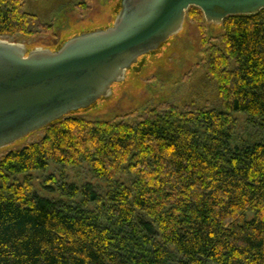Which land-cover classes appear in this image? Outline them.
<instances>
[{
  "label": "trees",
  "instance_id": "16d2710c",
  "mask_svg": "<svg viewBox=\"0 0 264 264\" xmlns=\"http://www.w3.org/2000/svg\"><path fill=\"white\" fill-rule=\"evenodd\" d=\"M214 26L201 62L218 109L164 103L132 123L80 112L0 157V264H264V10ZM36 29L24 0H0V40ZM51 165H85L104 188L51 177L39 195L32 174Z\"/></svg>",
  "mask_w": 264,
  "mask_h": 264
},
{
  "label": "water",
  "instance_id": "95a60500",
  "mask_svg": "<svg viewBox=\"0 0 264 264\" xmlns=\"http://www.w3.org/2000/svg\"><path fill=\"white\" fill-rule=\"evenodd\" d=\"M208 24L256 15L264 0H121L114 23L55 50L0 40V149L110 97L139 59L156 54L190 8Z\"/></svg>",
  "mask_w": 264,
  "mask_h": 264
},
{
  "label": "rangeland",
  "instance_id": "374dc122",
  "mask_svg": "<svg viewBox=\"0 0 264 264\" xmlns=\"http://www.w3.org/2000/svg\"><path fill=\"white\" fill-rule=\"evenodd\" d=\"M120 1L24 0L25 12L36 16L42 29H36L35 33L22 39H15L18 42L13 39L4 41L23 45L27 52L34 49L53 51L63 41L78 34L111 26L115 21ZM199 16L203 17L202 12L200 15L190 8L178 34L170 38L156 54L139 59L137 64L126 72L124 80L112 87L108 99L99 101L78 116L90 121L126 118L127 122L132 123L144 112L164 103L178 108L193 105L218 109L217 87L214 81L206 76L202 66L201 43L204 39L210 44H219L217 38L223 34V30L202 23ZM235 117L238 122V134L245 136V118ZM42 137L43 133L40 131L31 134L11 146L0 149V157L9 151L37 142ZM51 177L67 186L91 183L100 192L104 188L103 184L100 185L93 179L85 165L65 170L51 165L45 173L32 174V188L35 193L51 196L47 193L46 186L57 187L48 181ZM18 181H22V178Z\"/></svg>",
  "mask_w": 264,
  "mask_h": 264
},
{
  "label": "flooded vegetation",
  "instance_id": "af4514ba",
  "mask_svg": "<svg viewBox=\"0 0 264 264\" xmlns=\"http://www.w3.org/2000/svg\"><path fill=\"white\" fill-rule=\"evenodd\" d=\"M110 27V26H109Z\"/></svg>",
  "mask_w": 264,
  "mask_h": 264
}]
</instances>
